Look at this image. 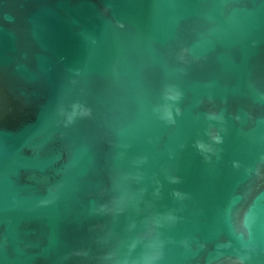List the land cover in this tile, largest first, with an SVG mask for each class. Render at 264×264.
<instances>
[{"label":"water","instance_id":"obj_1","mask_svg":"<svg viewBox=\"0 0 264 264\" xmlns=\"http://www.w3.org/2000/svg\"><path fill=\"white\" fill-rule=\"evenodd\" d=\"M0 264H264V0H0Z\"/></svg>","mask_w":264,"mask_h":264},{"label":"clouds","instance_id":"obj_2","mask_svg":"<svg viewBox=\"0 0 264 264\" xmlns=\"http://www.w3.org/2000/svg\"><path fill=\"white\" fill-rule=\"evenodd\" d=\"M173 98H175V96H173Z\"/></svg>","mask_w":264,"mask_h":264}]
</instances>
